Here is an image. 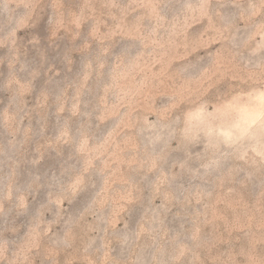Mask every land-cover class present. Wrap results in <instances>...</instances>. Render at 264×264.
<instances>
[{"label":"rangeland","instance_id":"1","mask_svg":"<svg viewBox=\"0 0 264 264\" xmlns=\"http://www.w3.org/2000/svg\"><path fill=\"white\" fill-rule=\"evenodd\" d=\"M261 92L264 0H0V264H264Z\"/></svg>","mask_w":264,"mask_h":264},{"label":"snow or ice","instance_id":"2","mask_svg":"<svg viewBox=\"0 0 264 264\" xmlns=\"http://www.w3.org/2000/svg\"><path fill=\"white\" fill-rule=\"evenodd\" d=\"M251 112L253 114L252 124L256 123V117L258 116L261 122H264V92H261L259 96L255 98V102L251 108ZM251 127V124L249 125ZM242 132L246 133L248 131L247 128L241 129Z\"/></svg>","mask_w":264,"mask_h":264}]
</instances>
